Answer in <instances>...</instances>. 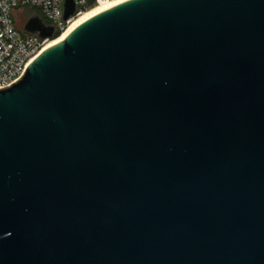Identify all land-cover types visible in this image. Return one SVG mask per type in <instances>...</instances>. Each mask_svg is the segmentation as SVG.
I'll use <instances>...</instances> for the list:
<instances>
[{
	"label": "water",
	"instance_id": "95a60500",
	"mask_svg": "<svg viewBox=\"0 0 264 264\" xmlns=\"http://www.w3.org/2000/svg\"><path fill=\"white\" fill-rule=\"evenodd\" d=\"M0 264H264V0L122 1L0 89Z\"/></svg>",
	"mask_w": 264,
	"mask_h": 264
},
{
	"label": "built area",
	"instance_id": "2783aa9c",
	"mask_svg": "<svg viewBox=\"0 0 264 264\" xmlns=\"http://www.w3.org/2000/svg\"><path fill=\"white\" fill-rule=\"evenodd\" d=\"M113 0H73L76 12L69 19L64 18L66 0H0V89L9 87L24 74L31 63L53 40L42 38L37 33L18 29L14 14L18 8L32 7L46 26H53L54 34H62L84 10L91 5Z\"/></svg>",
	"mask_w": 264,
	"mask_h": 264
},
{
	"label": "bare ground",
	"instance_id": "6f19581e",
	"mask_svg": "<svg viewBox=\"0 0 264 264\" xmlns=\"http://www.w3.org/2000/svg\"><path fill=\"white\" fill-rule=\"evenodd\" d=\"M122 1H125V0H113V1H110V2H107V3H98L96 5H94L92 8L88 9L87 11H83L78 17H76L72 22L71 24L69 25V27L59 36L57 37L56 39H53L46 47L45 49H47L49 46L55 44L56 42H58L59 40H62L65 38V35L75 26L77 25L78 23L82 22L83 20L89 18L90 16L104 10V9H107V8H110ZM44 49V50H45Z\"/></svg>",
	"mask_w": 264,
	"mask_h": 264
},
{
	"label": "rangeland",
	"instance_id": "374dc122",
	"mask_svg": "<svg viewBox=\"0 0 264 264\" xmlns=\"http://www.w3.org/2000/svg\"><path fill=\"white\" fill-rule=\"evenodd\" d=\"M94 5H91L90 7H88L86 10H84V12L87 11L88 9L92 8ZM29 8H31V9H29ZM31 10H36V9L32 8V7H24V8H21L20 10L18 9L15 12V14H14V23L16 24L18 29L23 30V26L25 25V23L27 22L29 17L33 14V12ZM56 38H53V39H56Z\"/></svg>",
	"mask_w": 264,
	"mask_h": 264
},
{
	"label": "trees",
	"instance_id": "16d2710c",
	"mask_svg": "<svg viewBox=\"0 0 264 264\" xmlns=\"http://www.w3.org/2000/svg\"><path fill=\"white\" fill-rule=\"evenodd\" d=\"M23 8H24V7H23ZM18 9L20 10L21 8H18ZM18 9H17V10H18ZM29 9H31V8H29ZM31 11L33 12V14H34V13H39L38 10H31ZM59 35H60V32H57V33L54 34V37H53V38H56V37H58Z\"/></svg>",
	"mask_w": 264,
	"mask_h": 264
}]
</instances>
